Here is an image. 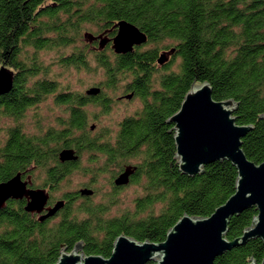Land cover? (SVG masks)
Here are the masks:
<instances>
[{
  "label": "trees",
  "instance_id": "16d2710c",
  "mask_svg": "<svg viewBox=\"0 0 264 264\" xmlns=\"http://www.w3.org/2000/svg\"><path fill=\"white\" fill-rule=\"evenodd\" d=\"M120 21L142 31L146 43L116 54L111 40ZM86 34H102L110 42L100 49ZM171 49L179 62L176 70L167 71L168 60L158 64L159 51ZM51 51L65 68L90 71L92 61L104 72L105 89L122 84L123 94L138 97L141 109L120 120L113 138L104 130L92 135L86 107L107 113L123 95L113 99L101 90L95 96L61 91L40 58ZM2 65L14 75L11 90L0 95V122L17 125L4 129L0 124V183L18 173L29 176L31 187L46 189L48 206L55 201L63 206L40 220L46 210L31 213L24 209L25 199L6 201L0 208V264H54L62 248L71 250L77 243L86 256L108 258L119 235L160 243L183 215L206 218L224 204L237 178L230 162L215 161L189 177L175 158L173 124L167 119L193 83H209L216 101L237 103L236 124L252 126L241 148L248 160L264 162V0H0ZM50 95L64 107L57 125L26 127V113ZM64 149L78 159L61 162ZM84 151L98 163L83 170L91 183L107 167L116 170L114 178L136 160L130 182L140 183L143 194L134 199L132 210L109 216L112 201L93 203L77 192L56 200L60 184L80 172ZM78 198L83 202L75 207ZM256 213L253 207L233 216L226 239L241 236ZM263 258L264 242L256 238L217 256L213 264H260Z\"/></svg>",
  "mask_w": 264,
  "mask_h": 264
},
{
  "label": "water",
  "instance_id": "95a60500",
  "mask_svg": "<svg viewBox=\"0 0 264 264\" xmlns=\"http://www.w3.org/2000/svg\"><path fill=\"white\" fill-rule=\"evenodd\" d=\"M116 35L112 38V49L116 54H125L135 46L146 43V35L126 21L115 25ZM90 41L97 40L103 49L110 40L102 34H86ZM171 50L170 52H172ZM169 52L159 55L158 64L167 62ZM13 71L0 67V95L9 92L13 85ZM100 88H90L87 96L99 94ZM132 93L125 98L130 99ZM237 103L233 99L216 101L212 98L209 83H193L186 92L179 109L167 119L173 124L175 158L179 171L189 177L202 173L204 166L215 161H228L236 169L237 178L234 193L226 202L206 218L183 215L167 231L160 243H142L126 235H119L108 258L100 255H84L81 243L73 249L62 248L54 264H213L215 258L232 248L259 238L264 242V162L256 164L246 157L241 145L242 138L252 129L250 125H237L233 116ZM264 117V116H262ZM93 129V127H91ZM59 159L75 161L78 156L71 149L59 153ZM135 167H126L115 178L114 185L129 184ZM18 173L6 182L0 183V208L8 200L25 199L27 212L40 214V220L54 215L63 201L47 206L48 193L45 189L31 188L29 178ZM83 196L92 190L82 189ZM256 209L251 224L242 235L234 240L226 239L228 225L233 216L249 208ZM248 264H257L250 260ZM260 264H264V258Z\"/></svg>",
  "mask_w": 264,
  "mask_h": 264
},
{
  "label": "rangeland",
  "instance_id": "374dc122",
  "mask_svg": "<svg viewBox=\"0 0 264 264\" xmlns=\"http://www.w3.org/2000/svg\"><path fill=\"white\" fill-rule=\"evenodd\" d=\"M92 30L94 33L97 32L94 28ZM168 44L169 42L166 41L161 44L160 47L162 45ZM154 46L148 45L147 47L151 48ZM171 50L159 51L160 54H162L163 51L169 52L167 71L176 70L177 63L179 62V58L174 57L173 51L170 52ZM57 56V53L54 51L40 53V58L43 60V62L46 65L50 66L48 77L50 79L56 80L59 83L61 91L68 90L74 93L86 95L85 92L87 90L97 87L100 88L101 91H104L107 96L112 97L113 99H116L123 95L122 99L112 104L110 110L107 113H103L100 107L92 105L86 107L89 120L88 130H91L90 133H92V135L103 132L104 130L110 132L111 138H113L118 130V123L120 122V120L124 117L134 115L141 109L142 104L138 97H131L130 99L125 98L127 94H123L122 84L117 85L116 88L112 90L105 89L104 85L102 84L105 79L103 74L104 72L100 68H95V63H93L92 61L90 71L76 70L74 68H65L59 65L57 63ZM8 69L11 70L10 68ZM63 115L64 107L58 106L54 102V96L50 95L47 99L38 104V106L31 108L26 113L24 123L27 127V124L28 126H34L37 122L38 125L43 130H45L48 126H56V118ZM0 124L4 129L8 126L17 125V123L14 124V122H12L11 120L5 119H2ZM91 127H93V129H91ZM4 133L5 131L1 134L3 135ZM101 161L102 158H100L99 163H101ZM96 164L90 162V154L84 151L81 155L80 165H78V169L80 168V172L76 171L75 173H73V175L69 176V178H66L60 184L59 189L55 192L56 200H59V196H61L65 192L79 193L82 189H89L92 190V194L89 195V197H92L91 201L93 203H108L110 201L114 203L109 212V216H117L126 211L132 210L134 199L136 197H140L143 194L141 184L136 182H129V184L121 187L115 186L113 181L122 171L116 174L114 178H112V175L116 170L108 167V169L106 168L105 171L97 178L96 182L94 181L95 183H91L90 175H86L83 170L85 168L89 169L92 165L97 166ZM135 164L136 160H130L127 163L126 167L131 166L135 167L136 169ZM27 178H29V180L31 181L29 176H27ZM40 181V179L37 180L36 184L38 185ZM117 187L118 189H115ZM81 202H83L82 198H78L75 202V207L81 204Z\"/></svg>",
  "mask_w": 264,
  "mask_h": 264
},
{
  "label": "flooded vegetation",
  "instance_id": "af4514ba",
  "mask_svg": "<svg viewBox=\"0 0 264 264\" xmlns=\"http://www.w3.org/2000/svg\"><path fill=\"white\" fill-rule=\"evenodd\" d=\"M25 179V178H24ZM28 187H31V183H30V185H28ZM31 188H33V187H31ZM48 206V205H47Z\"/></svg>",
  "mask_w": 264,
  "mask_h": 264
}]
</instances>
